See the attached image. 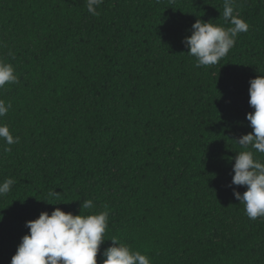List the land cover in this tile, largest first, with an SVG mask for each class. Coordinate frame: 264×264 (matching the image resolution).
<instances>
[{
	"label": "trees",
	"instance_id": "obj_1",
	"mask_svg": "<svg viewBox=\"0 0 264 264\" xmlns=\"http://www.w3.org/2000/svg\"><path fill=\"white\" fill-rule=\"evenodd\" d=\"M223 4L103 0L92 16L87 0H0V58L18 74L0 122L20 138L0 140V182L16 181L0 196V264L55 208L109 210L101 252L115 238L152 264H264V218L229 186L264 75V0H236L250 27L218 64L197 67L182 43L197 19L229 26Z\"/></svg>",
	"mask_w": 264,
	"mask_h": 264
},
{
	"label": "clouds",
	"instance_id": "obj_2",
	"mask_svg": "<svg viewBox=\"0 0 264 264\" xmlns=\"http://www.w3.org/2000/svg\"><path fill=\"white\" fill-rule=\"evenodd\" d=\"M102 3L103 0H87L88 13L99 16L97 9ZM223 17L229 26L197 19L191 26V35L182 40L187 54L195 57L197 67L218 64L235 46L237 36L249 30L250 25L237 11L236 0H224ZM15 83H18L16 69L0 58V89ZM248 95L253 111L245 118L252 131L234 141L242 150L235 156L229 186L246 188L242 194L233 189V196L243 203L247 217L256 220L264 218V160L257 156V153L264 155V75L249 81ZM10 108L11 104L0 99V118L6 116ZM0 140L9 146L20 143L19 136H14L3 122H0ZM5 151L10 152L11 147ZM15 183L14 178L0 182V196L9 193ZM49 195L59 197L54 190ZM81 206L93 209L94 203L88 199ZM108 226L109 210L89 215H73L60 208L50 214L41 212L37 219L25 222L28 234L21 238L10 264H97L98 254L103 257L100 264H152L148 255L133 251L115 238L110 240L111 246L101 252Z\"/></svg>",
	"mask_w": 264,
	"mask_h": 264
}]
</instances>
